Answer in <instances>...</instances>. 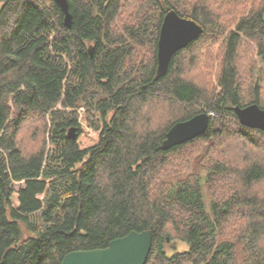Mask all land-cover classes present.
Returning a JSON list of instances; mask_svg holds the SVG:
<instances>
[{
	"label": "trees",
	"instance_id": "trees-1",
	"mask_svg": "<svg viewBox=\"0 0 264 264\" xmlns=\"http://www.w3.org/2000/svg\"><path fill=\"white\" fill-rule=\"evenodd\" d=\"M68 1L71 28L56 0H0V264L146 230L147 264H264V131L235 111L264 109V0ZM171 10L204 31L157 77Z\"/></svg>",
	"mask_w": 264,
	"mask_h": 264
},
{
	"label": "water",
	"instance_id": "water-1",
	"mask_svg": "<svg viewBox=\"0 0 264 264\" xmlns=\"http://www.w3.org/2000/svg\"><path fill=\"white\" fill-rule=\"evenodd\" d=\"M56 2L64 13L65 25L71 28L73 16L69 1ZM203 31L202 26L195 21L181 17L174 10L168 11L158 41L157 77L167 74L174 55L196 41ZM235 111L243 126L264 131V109L259 105L237 106ZM209 126L208 113H201L187 121L179 122L168 131L162 149L169 150L190 142L204 135ZM68 135L75 139L76 129H70ZM153 238L154 233L151 230L131 231L127 236L113 240L107 248L71 252L64 257L61 264H147Z\"/></svg>",
	"mask_w": 264,
	"mask_h": 264
},
{
	"label": "rangeland",
	"instance_id": "rangeland-1",
	"mask_svg": "<svg viewBox=\"0 0 264 264\" xmlns=\"http://www.w3.org/2000/svg\"><path fill=\"white\" fill-rule=\"evenodd\" d=\"M31 131H32V129H31ZM31 133H32V132L27 133V135H28V134H31ZM27 135H26V136H27ZM28 136H29V135H28ZM175 245H176V249L179 250V251H183V250L186 249V246H185L182 242L177 241V243H176ZM168 250L172 252L171 245L168 246Z\"/></svg>",
	"mask_w": 264,
	"mask_h": 264
}]
</instances>
